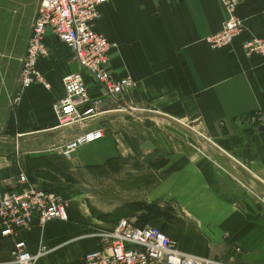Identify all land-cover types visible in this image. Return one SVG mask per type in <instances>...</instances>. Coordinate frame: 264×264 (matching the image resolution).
<instances>
[{"label": "crops", "instance_id": "0c3cea01", "mask_svg": "<svg viewBox=\"0 0 264 264\" xmlns=\"http://www.w3.org/2000/svg\"><path fill=\"white\" fill-rule=\"evenodd\" d=\"M101 12L102 17L94 28L116 44L111 51L112 71L119 77L129 73L139 82L135 97L120 107L107 99L91 77L85 76L90 97L100 102L85 123L58 128L54 104L64 95L62 77L72 71L67 68L71 65L67 62L69 50L49 37L50 57L41 58L38 68L49 81L50 89L35 84L19 97L12 133L18 139L17 150L12 147L9 153L1 152L0 134V189L16 187L23 168L33 182L57 193L58 183L44 176L46 167L37 172L22 156L14 165L12 154L20 155L18 152L25 145L28 150L24 153L36 152L32 147L40 143L36 140L41 132H49L41 145L59 146L62 140L76 133L102 128L104 137L87 144L91 149H84L87 146L84 145L70 154L75 164L125 156L126 168L132 162V168L126 170L135 176L139 171L143 176L149 175L151 166L152 174H157L158 179L131 201L155 205L160 212L150 214L145 208H137L136 215L146 214L145 222L160 227L184 253L228 259L235 253L233 247L239 245L243 249L239 255L241 263L264 264L261 204L243 203L242 197L228 199L222 189L227 182L223 172L233 170L234 161L264 177V57L247 56L242 48L243 41L249 37L264 38V0H241L238 12L246 30L230 45L215 49L205 39L223 27L226 12L221 0H110L101 7ZM60 52L66 53L64 58ZM137 103L145 105L153 116L147 117L148 121L142 125V145L136 144L131 131L133 124L124 131L110 126L114 133H109L112 135L109 139L102 121ZM156 115L170 122L196 121L201 128L196 134L209 139L210 147L220 149L221 157L208 155L207 158L202 156L203 152L191 148L175 154L166 145L170 142L154 120ZM222 123L228 134H223ZM87 153L92 154L86 156ZM115 170L116 175L123 173L122 169ZM59 223L68 226L71 222ZM39 227L36 223L24 233L28 249L34 254L40 244L49 246L40 240L32 242ZM72 228L63 234L59 245L85 239L80 234L84 232L81 226ZM93 238L95 243L86 241L83 249L73 251L55 264L81 261L85 253L96 248L98 238L95 235ZM43 257L38 258V264H54Z\"/></svg>", "mask_w": 264, "mask_h": 264}, {"label": "built area", "instance_id": "2783aa9c", "mask_svg": "<svg viewBox=\"0 0 264 264\" xmlns=\"http://www.w3.org/2000/svg\"><path fill=\"white\" fill-rule=\"evenodd\" d=\"M109 1L36 0L18 80L22 92L35 84L50 89L49 81L38 68L39 60L51 53L47 39L52 37L69 50L67 62H76L78 71L62 77L64 95L54 104L58 128L85 123L100 102L90 97L85 76L91 77L107 99L120 107L135 97L139 82L129 73L119 77L112 71L111 51L116 44L94 28L102 17L101 7ZM221 2L226 12L223 27L205 39L213 49L230 45L246 30L244 19L238 12L241 0ZM242 48L247 56L264 57V38L249 37L243 41ZM103 137L102 128H93L76 133L53 147L70 156L80 147ZM68 219L65 201L54 190L33 182L27 171L21 168L17 186L0 189V238L6 245L5 250H0V264H38V258L50 248L40 244L38 252L32 253L24 233L36 223L44 226L50 221ZM95 237L98 238L96 248L85 253L80 264H243L239 257L243 249L239 245L228 259L188 254L179 250L177 242L160 227L139 224L130 218L120 219L111 227L95 233Z\"/></svg>", "mask_w": 264, "mask_h": 264}, {"label": "rangeland", "instance_id": "374dc122", "mask_svg": "<svg viewBox=\"0 0 264 264\" xmlns=\"http://www.w3.org/2000/svg\"><path fill=\"white\" fill-rule=\"evenodd\" d=\"M35 6L36 0H0L1 152L9 153L13 151L12 147H16L17 150L18 139L12 137L15 130L13 124L15 112L19 106L17 98L21 97L26 91H21L18 79L27 51L31 18ZM60 55L64 58L66 53L60 52ZM67 68H70L72 72H76L78 71V64L73 62ZM134 107L133 110L123 109L116 112L114 114L117 116L102 121L101 124L105 127L109 139L112 136L110 134L114 133L110 126L118 131H124L128 129V125L133 124L131 131L135 135L136 144L138 146L142 145V137L144 136L142 125H145V120L148 121L147 117L153 116H150L152 114L145 105L137 103ZM162 117L156 115L154 120L159 122L160 129L163 130V134L170 142L166 145L169 149H173L172 151H175V154L186 152L191 148L196 152H203L201 153L204 154L202 156L207 158L208 155L215 157L219 155L221 157L222 152H220V149L213 145L215 149L210 147L209 139L196 134L197 131L201 130L196 121L189 123L187 120L179 118L181 123L170 122L166 117ZM48 133L41 132L39 134L41 137L36 142L46 141V139H43L49 135ZM206 135L210 137V135ZM40 143L32 145L36 152L24 153L25 150H28V146L25 145L26 148H21L20 151H22L18 152L20 155L17 156V152L11 154L14 158V165H17V159L19 160L22 156V159L26 157L29 165L34 168L47 166L51 169L45 170L44 176L58 183L57 194L67 204L70 217L65 222H71L68 226L61 225L59 222L62 221H51L44 226H40L39 230L35 229L36 233L32 238V242L35 243L40 240V242L47 243L50 246V250L44 255L43 259L55 264L66 255L73 253V251L83 249L86 246V241L92 242V244L95 243L93 238L95 233L112 226L113 223L107 224V222H116L123 217H127L139 224L147 223L145 222L147 219L146 214L136 215L134 213L137 208H146L147 205L141 200H131L137 199L143 189L158 179L157 174H152L154 169L151 166L149 167V175L146 174L145 176L140 171L135 176L134 172L126 170L132 168V162H130V167L126 168L125 156H118L116 159L111 157L97 162L92 161L78 166L69 158L70 156H65L59 150L54 149V144L41 145ZM90 147L91 145H87L84 146V149ZM82 148L80 147V149ZM90 154L92 153H87L86 156ZM224 161L226 162L227 158ZM234 162L233 170L223 172L229 183L226 182L222 188L224 192L226 191L225 195L229 197L228 199L242 197L243 203L253 201L257 205L261 204L259 207L264 211V177L254 174L253 168L251 169L237 161ZM139 167H142V165ZM115 169L118 171L122 169L123 173L116 175L117 171ZM144 173L147 172L144 171ZM153 207L155 206L153 205ZM75 225L82 227L84 232L80 234H84L85 237L83 238L85 239L71 241L69 244L73 243L72 245H59L63 234L71 232L73 230L72 226ZM79 262L80 260L75 263L78 264Z\"/></svg>", "mask_w": 264, "mask_h": 264}, {"label": "trees", "instance_id": "16d2710c", "mask_svg": "<svg viewBox=\"0 0 264 264\" xmlns=\"http://www.w3.org/2000/svg\"><path fill=\"white\" fill-rule=\"evenodd\" d=\"M41 167H46L47 169H49L47 166H39V167H37V172H40L39 168H41ZM31 168H32V167H31ZM33 169L36 170L34 167H33ZM47 169H46V170H47ZM49 170H51V169H49ZM42 171H43V170H42ZM44 172H45V171H44ZM154 206H155V205H154ZM145 209H147V210H148V213H150V214H152L153 212H160L159 209L156 208V206L153 207V205H152V206H151V205H147ZM142 224H146V223H142ZM0 242H1L0 249H1V250H5V249H6V245H4V242L2 241L1 238H0ZM73 264H74V263H73ZM75 264H77V263H75ZM78 264H80V262H79Z\"/></svg>", "mask_w": 264, "mask_h": 264}, {"label": "water", "instance_id": "95a60500", "mask_svg": "<svg viewBox=\"0 0 264 264\" xmlns=\"http://www.w3.org/2000/svg\"><path fill=\"white\" fill-rule=\"evenodd\" d=\"M222 132H223V134H228L227 127H226V125L224 123H222Z\"/></svg>", "mask_w": 264, "mask_h": 264}]
</instances>
